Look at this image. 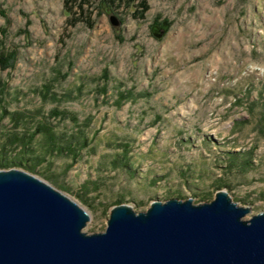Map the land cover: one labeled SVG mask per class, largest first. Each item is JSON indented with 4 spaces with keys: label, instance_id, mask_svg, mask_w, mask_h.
I'll return each instance as SVG.
<instances>
[{
    "label": "rangeland",
    "instance_id": "rangeland-1",
    "mask_svg": "<svg viewBox=\"0 0 264 264\" xmlns=\"http://www.w3.org/2000/svg\"><path fill=\"white\" fill-rule=\"evenodd\" d=\"M102 1L0 0V157L34 163L0 169L68 194L86 233L120 202L216 189L264 211V0ZM42 122L77 153L29 138Z\"/></svg>",
    "mask_w": 264,
    "mask_h": 264
},
{
    "label": "water",
    "instance_id": "water-1",
    "mask_svg": "<svg viewBox=\"0 0 264 264\" xmlns=\"http://www.w3.org/2000/svg\"><path fill=\"white\" fill-rule=\"evenodd\" d=\"M247 212L216 189L206 202L172 196L139 212L120 202L103 231L86 233L80 203L29 171L1 168L0 264H264V211Z\"/></svg>",
    "mask_w": 264,
    "mask_h": 264
},
{
    "label": "trees",
    "instance_id": "trees-1",
    "mask_svg": "<svg viewBox=\"0 0 264 264\" xmlns=\"http://www.w3.org/2000/svg\"><path fill=\"white\" fill-rule=\"evenodd\" d=\"M67 2L68 1H75V0H66ZM87 0H78V4L80 6L83 5V3H85ZM121 2V3H132L134 4V7H135V11H134V14L136 16H143L144 15V11L148 9V4L146 2V0H106V3H108V5L111 7L115 6L116 3L118 2ZM9 53V52H7ZM7 53H1L0 55V64H5L6 62V56H7ZM59 112V110L55 109L51 112L52 115H56L57 113ZM35 132L37 133H40L42 134V136H44V139L46 140L47 142V145H48V150L51 151V152H54L55 150H65V151H68L69 153H73L76 154L77 152H75L74 150V146L71 145V142L68 143V145H64L62 144L59 139H58V136L56 135V133H53V129L45 122H42V123H39L37 124V126H35L34 130L30 131L29 133V138H32L33 135L35 134ZM85 142V139L83 138V141L82 143ZM43 156H41L40 158H42ZM39 158V157H38ZM37 158V159H38ZM39 158V160H40ZM12 164H20L21 166L25 167V168H29V169H34V163H30V164H25L23 163L21 160H15L14 162H10L8 161L6 158H2L0 157V167L1 166H8L10 167L9 165H12ZM120 198L118 200V202H120Z\"/></svg>",
    "mask_w": 264,
    "mask_h": 264
}]
</instances>
